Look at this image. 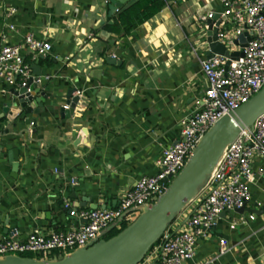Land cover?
<instances>
[{"label": "crops", "instance_id": "1", "mask_svg": "<svg viewBox=\"0 0 264 264\" xmlns=\"http://www.w3.org/2000/svg\"><path fill=\"white\" fill-rule=\"evenodd\" d=\"M106 1H5L16 9L9 22L18 34L11 42L30 33L46 39L51 51L33 64L40 67L49 96L35 127L19 124L5 134L7 121H0V237L78 226L64 203L74 210L115 207L139 178L158 172L162 150L179 140L181 121L204 94L199 59L207 50L199 45L205 37L200 38L196 17L217 11L218 0H166L158 14L127 36L102 27L136 0H127L115 12ZM110 56L118 63L106 62ZM72 88L79 101L62 119L59 107ZM8 98L0 94V110ZM19 129L26 133L17 135ZM12 148L19 150L15 177L7 159ZM260 168L264 170V159H255L247 210L219 217L212 238L199 241L194 257L184 264H264ZM251 210L262 213L243 224ZM220 239L229 249L221 256Z\"/></svg>", "mask_w": 264, "mask_h": 264}, {"label": "built area", "instance_id": "2", "mask_svg": "<svg viewBox=\"0 0 264 264\" xmlns=\"http://www.w3.org/2000/svg\"><path fill=\"white\" fill-rule=\"evenodd\" d=\"M218 1L217 11L197 14L196 19L200 38L205 37L206 22L210 20L212 28L216 29V42L228 54L199 59L206 89L189 116L181 121L179 140L162 150L156 162L158 172L139 178L113 208L74 210L64 203L63 208L69 215L79 220L76 227L48 231L36 228L24 238H18L16 232L0 237V258L30 253L35 259H51L101 239L109 227L114 229L121 223H132L142 208L153 204L179 174L203 135L223 116L260 91L264 86V0ZM3 13L0 94L8 95L32 77L31 66L49 55L51 44L46 39H35L30 33L17 43L11 42V36L18 34L16 26L9 22L16 9L6 6ZM241 36L246 40L244 45L239 43ZM201 43V49L208 50L207 42ZM233 53L239 55L231 57ZM32 78L38 83L42 80L41 76ZM255 159H264V113L226 146L197 196L167 227L139 264H184L194 257L199 241L212 238L222 212L246 211L251 201L249 184L255 174ZM256 172L262 174L264 170L260 168ZM254 219L251 213L242 223ZM218 242V255L221 256L229 249L224 239Z\"/></svg>", "mask_w": 264, "mask_h": 264}, {"label": "water", "instance_id": "3", "mask_svg": "<svg viewBox=\"0 0 264 264\" xmlns=\"http://www.w3.org/2000/svg\"><path fill=\"white\" fill-rule=\"evenodd\" d=\"M127 0H108L109 11L115 12ZM181 2V1H179ZM204 40L208 44L205 58L213 54L227 55L225 48L216 42V29L211 21L206 22ZM241 36L239 43L244 45ZM239 53L230 56L236 57ZM106 62L118 63L115 57H106ZM32 77L41 76L40 67L32 65ZM26 81L18 90H11L0 110V121L6 120L7 126L3 133L8 134L9 127L17 128L19 124L35 127L36 116L49 98L41 82L33 78ZM75 88L69 89L65 96V104L59 107L62 119L68 118L77 105L79 98L74 96ZM264 113V86L248 102L218 120L201 138L191 152L184 167L169 183L166 190L150 206H144L137 218L117 235L110 239L94 240L82 248L57 259L39 260L30 257L8 255L0 258V264H139L150 248L160 239L167 227L184 211L197 196L199 190L213 171L228 144L233 142L245 128L253 125L255 120ZM26 133L19 129L17 135ZM7 145L3 142L1 146ZM7 159L11 166V177H15L19 167V150L12 148L7 151ZM74 196V193L72 194ZM59 203H63L61 200ZM105 209L107 207H100ZM90 209H97L93 205ZM263 210V209H262ZM242 213L244 210H239ZM222 212L220 217H224ZM258 214L262 211L251 210ZM113 230L109 227L107 232Z\"/></svg>", "mask_w": 264, "mask_h": 264}, {"label": "trees", "instance_id": "4", "mask_svg": "<svg viewBox=\"0 0 264 264\" xmlns=\"http://www.w3.org/2000/svg\"><path fill=\"white\" fill-rule=\"evenodd\" d=\"M165 2L166 0H136L128 7L118 12L111 25H104L102 29L110 33L127 36L133 30L137 29L143 23L158 14L165 6ZM123 229L124 228H121L118 232L112 233L108 239L117 235ZM111 231L108 233H111ZM157 243L158 242H156L153 246H155ZM153 246L150 248V250L153 248ZM62 256L63 255H56L55 257H51V259L61 258Z\"/></svg>", "mask_w": 264, "mask_h": 264}, {"label": "rangeland", "instance_id": "5", "mask_svg": "<svg viewBox=\"0 0 264 264\" xmlns=\"http://www.w3.org/2000/svg\"><path fill=\"white\" fill-rule=\"evenodd\" d=\"M0 6H1V9H0V22H4V13H3V10L6 9V4L4 2V0H0ZM199 45H202L201 43V40L199 41ZM169 185V184H168ZM168 187V186H167ZM190 209V208H189ZM129 225V224H128ZM119 227V228H118ZM127 227V224L126 223H121L120 225H118L117 227H115L111 233H106L101 239H108L112 233H116L118 232L121 228H126ZM72 252V251H71ZM70 252V253H71ZM18 255H21L22 257H30V258H33L34 255L33 254H30V253H25V254H18ZM64 256V255H63ZM62 256V257H63ZM56 259V258H54Z\"/></svg>", "mask_w": 264, "mask_h": 264}]
</instances>
